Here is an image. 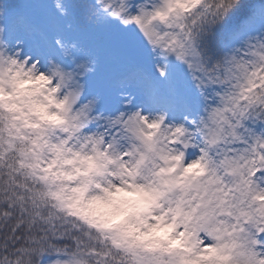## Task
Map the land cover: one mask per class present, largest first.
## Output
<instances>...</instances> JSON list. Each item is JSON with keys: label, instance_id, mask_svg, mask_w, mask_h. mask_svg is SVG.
I'll return each mask as SVG.
<instances>
[{"label": "snow or ice", "instance_id": "6c2138e0", "mask_svg": "<svg viewBox=\"0 0 264 264\" xmlns=\"http://www.w3.org/2000/svg\"><path fill=\"white\" fill-rule=\"evenodd\" d=\"M85 19L122 30L108 37L120 53L110 80L120 106L107 113L101 94L88 87L99 49L74 27L63 0L59 8L0 0V61L23 60L25 41L44 45L45 64L50 59L70 88L62 103L71 114L62 132L53 125L33 138L9 130L7 141L0 133V264L13 257L15 264L37 257L39 264H167L163 252L112 232L122 210H109L103 226L74 210L66 194L73 189L52 171L61 146L74 139L123 144L143 137L145 126H168L169 139L190 143L187 156L210 163L208 178L187 196L203 243L226 233L233 237L231 264H264V208L248 198L264 182V7L249 0H93ZM41 137L51 144L47 156Z\"/></svg>", "mask_w": 264, "mask_h": 264}, {"label": "clouds", "instance_id": "9594fccd", "mask_svg": "<svg viewBox=\"0 0 264 264\" xmlns=\"http://www.w3.org/2000/svg\"><path fill=\"white\" fill-rule=\"evenodd\" d=\"M51 7L59 8L60 0H51ZM29 59L30 54L15 64L6 58L0 61V133L4 141L11 138L9 130L19 129L36 138L52 132L53 125L61 132L69 126L62 122L71 115L64 111L62 101L70 88L54 74L50 59L46 64H40L38 57L29 64ZM172 135L168 126H145L143 137L123 144L110 146L102 138L99 143L74 139L61 146L59 156L51 153L56 156L52 171L59 177L58 184L73 189L66 192L67 203L98 224L109 223L113 215L109 210H122L111 230L128 244L163 252L167 264H231L233 237L225 233L219 241L203 243L205 234L192 230L188 215L187 196L208 178L210 163L198 153L187 156L190 143L182 137L169 139ZM38 143L43 154L49 155L51 144L43 137ZM21 146L17 141V147ZM248 198L264 208V182ZM12 259L15 264V257ZM21 264H29V259L22 258ZM34 264H39V257Z\"/></svg>", "mask_w": 264, "mask_h": 264}, {"label": "trees", "instance_id": "16d2710c", "mask_svg": "<svg viewBox=\"0 0 264 264\" xmlns=\"http://www.w3.org/2000/svg\"><path fill=\"white\" fill-rule=\"evenodd\" d=\"M67 5L69 13L74 17V27H78L81 34L86 37L87 42L94 44L98 49V65L94 73L88 76V87L90 90L98 91L101 94V105L105 104L109 92H112L110 87V80L114 75L116 67L115 62L112 60L113 56L119 55V51L115 46L108 47V37L113 34L120 33L122 30L116 23H109L103 27L97 28L92 26L85 19L86 10L93 0H63ZM250 6L257 9L258 6L264 7V0H249ZM34 4L38 8L49 7L51 8V0H34ZM237 17L232 18L230 22H234ZM66 32H72V29H65ZM14 38L12 35H7L6 39L11 41ZM42 49L49 51L44 45H39ZM108 104V102H107Z\"/></svg>", "mask_w": 264, "mask_h": 264}, {"label": "rangeland", "instance_id": "374dc122", "mask_svg": "<svg viewBox=\"0 0 264 264\" xmlns=\"http://www.w3.org/2000/svg\"><path fill=\"white\" fill-rule=\"evenodd\" d=\"M259 8L261 7L259 6L257 9ZM13 39H15V37ZM23 51L27 55L30 54V59H34L38 57L40 64H44L46 62L47 55L45 50L41 49L37 45H34L30 41H25L23 45ZM108 97L109 98H107L105 101L109 102V104L101 107L105 110L106 113L120 106V98L116 96L115 90H113V92H109ZM139 99L140 98L137 97V101H139Z\"/></svg>", "mask_w": 264, "mask_h": 264}]
</instances>
